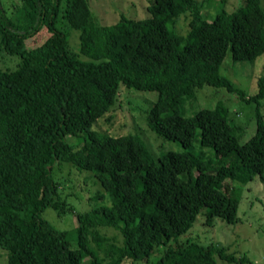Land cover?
Wrapping results in <instances>:
<instances>
[{
	"label": "trees",
	"instance_id": "trees-1",
	"mask_svg": "<svg viewBox=\"0 0 264 264\" xmlns=\"http://www.w3.org/2000/svg\"><path fill=\"white\" fill-rule=\"evenodd\" d=\"M17 1L19 15L10 18L0 0V53L20 59L14 70L0 68V250L7 264H81L84 258L148 264L155 249L177 241L200 215L207 227L216 219L237 222L240 191L226 186L227 172L245 176L232 183L251 174L262 179L263 118L256 114L254 136L240 143L243 127L233 124L222 103L191 117L182 109L204 86L236 93L258 109L264 78L245 98L219 68L227 53L247 63L264 54L260 0H242L230 13L219 9L211 20L196 0H149L146 18L121 17L107 27L93 22L88 0ZM183 15L186 31L179 33ZM66 27L78 31V53L69 49ZM124 88L157 94L145 124L181 152L154 160L135 134L91 130L99 119L111 122L106 115ZM78 136L79 148L66 143ZM63 163L93 172L110 206L74 213L52 176ZM46 208L72 212L76 249L67 232L43 218ZM101 228L117 231L119 242ZM214 255L248 261L187 242L164 249L153 264H216Z\"/></svg>",
	"mask_w": 264,
	"mask_h": 264
},
{
	"label": "rangeland",
	"instance_id": "rangeland-1",
	"mask_svg": "<svg viewBox=\"0 0 264 264\" xmlns=\"http://www.w3.org/2000/svg\"><path fill=\"white\" fill-rule=\"evenodd\" d=\"M196 1L203 4L202 13H207L209 20L215 16L219 9L230 13L243 6L242 0ZM87 3L93 22L98 26L107 27L116 23L121 17L134 20L146 18V7L149 5V0H88ZM1 4L7 17L13 18L19 15L16 12L21 4L17 0H1ZM260 6L264 10V0H260ZM183 18L184 15L176 23H180L179 33L186 31V20ZM65 32L69 49L78 53V31L66 27ZM79 57L86 60L81 55ZM19 62L20 59L16 56L0 53L1 69L14 70ZM219 74L232 82L234 88L242 92L245 98H248L257 93V80L264 78V54L254 62L247 63L235 62L232 60L231 54L227 53L220 65ZM156 98V93L124 88L118 94V101L106 115V117L111 116V122L107 123L105 118L99 119L92 125L91 130L110 137L135 134L143 141L154 160L167 152H181L182 149L178 143L156 136L145 124L146 113ZM218 103L223 104L228 112V118L234 125L243 127L240 143L247 142L254 136L257 113L262 116L264 121V100L258 104L257 109L256 104L246 103L236 93L208 86L199 90L195 97L184 101L182 115L191 117L200 110L214 108ZM66 143L79 148L81 137H68ZM216 163H221L220 158H216ZM187 174L193 176L192 172ZM241 174L243 175L240 171H228L229 177L227 176L226 180L228 188L240 191L236 214L237 222L226 224L222 220L216 219L212 227H207L204 225V217L200 215L193 226L177 241L167 242L165 247L155 249L148 258V264L156 262L164 249L174 248L176 245L187 242L219 247L225 249V253L228 255H233L235 258L244 257L248 260L245 263H228L220 261L217 255H214L216 264H264V170L262 179L258 175L251 174L250 179L246 182H231L233 177ZM52 176L58 183L60 199L66 202L74 213L80 214L110 206V199L96 181L93 172L79 171L71 165L63 163L53 168ZM43 200L47 201V195H43ZM42 216L56 230L67 232L71 239V248H77L73 239L77 222L72 212L68 211L63 215H58L56 211L46 208ZM100 232L107 237H115V240L119 242L120 236L117 231L101 228ZM6 260L7 252L0 250V264H7ZM124 263L129 264L130 261L126 260ZM81 264H90L89 259L84 258Z\"/></svg>",
	"mask_w": 264,
	"mask_h": 264
}]
</instances>
